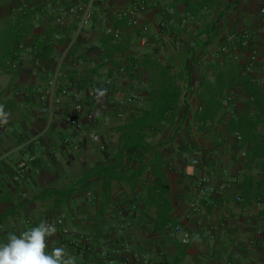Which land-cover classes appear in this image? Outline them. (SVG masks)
Masks as SVG:
<instances>
[{
    "label": "crops",
    "instance_id": "0c3cea01",
    "mask_svg": "<svg viewBox=\"0 0 264 264\" xmlns=\"http://www.w3.org/2000/svg\"><path fill=\"white\" fill-rule=\"evenodd\" d=\"M136 1L0 0V245L50 221L51 252L61 219L90 241L65 248L76 264H264V0H145V45L119 18ZM80 6L92 22L60 64L79 19L50 10ZM232 32L251 36L250 71L222 52ZM93 108L95 141L69 123Z\"/></svg>",
    "mask_w": 264,
    "mask_h": 264
},
{
    "label": "built area",
    "instance_id": "2783aa9c",
    "mask_svg": "<svg viewBox=\"0 0 264 264\" xmlns=\"http://www.w3.org/2000/svg\"><path fill=\"white\" fill-rule=\"evenodd\" d=\"M145 9H146V1L137 0L134 7H132L131 9L123 10L119 15V18L124 21L126 26L138 29L140 40L143 45L147 44L148 37L151 34L150 26L148 24L141 23V20L139 17V15ZM56 12L59 13V15L56 17V23L58 25L64 24V20L67 15L77 16L79 19L78 25L72 34L70 42L68 43V45L65 47V49L62 52V55L59 60L61 64L64 62L65 59L69 57V54L73 46L78 42L79 36L83 28L88 26L92 22L93 13L90 8H87L85 6L61 7V8H58V10H54V9L50 10V13H56ZM261 14L264 15V8L261 9ZM109 33H111L114 36L115 40L119 38L118 31L109 30ZM251 42H252L251 36L247 32H232L227 36V45L222 48V52H227L230 50H243L244 52H246L247 63L245 64V71H250L252 70L254 64L258 61V53L252 47ZM35 63L39 65L38 62H35ZM81 63H82L81 61L76 60L71 63V66L74 69H78ZM261 69L264 75V64L261 66ZM119 73L126 74V70L121 67L119 69ZM59 77L66 78V76L63 75V72L61 71L60 66L56 72V75L49 79L48 86L50 90L53 91L56 88ZM69 83L72 84V82H69ZM66 94H67V89L62 91L63 96H65ZM95 95H96L95 90L90 93V96L92 98H94ZM230 100L231 98H227V101H230ZM133 101H134V96H128V97L121 96L117 99L118 104L121 106H126L128 104H131ZM75 111L77 114H81L83 112V104L81 103V101H79L76 104ZM69 123L73 127H76L77 129H80L82 126H86L89 130V139L91 141L96 140L97 138V132L95 130L96 112L94 108L90 111V113L87 114L85 125H82L81 123H79L78 119H75V118H72L69 121ZM65 144L66 145L69 144L68 139L65 140ZM102 149H105V146H102ZM209 189L211 192L214 191L213 188H209ZM192 208L194 211L200 212V209L196 205L193 204ZM47 223L51 224L50 221H47ZM57 225L63 227L62 232L64 233V235H68L71 237V239L68 242L62 244L61 246L65 248L67 246H72V247L77 248L80 252H83V253L89 252L91 250V247H90L91 245H90V241H88V238H86L85 236L77 237V236H74L73 234H70L68 229L64 226L63 220L61 219L57 221ZM171 232L174 237H178L180 239L182 244L187 245L190 242V233L186 229H184L182 226H179V225L174 226L173 228H171ZM104 256L108 258L106 254H104ZM111 263H114V262L111 261Z\"/></svg>",
    "mask_w": 264,
    "mask_h": 264
},
{
    "label": "clouds",
    "instance_id": "9594fccd",
    "mask_svg": "<svg viewBox=\"0 0 264 264\" xmlns=\"http://www.w3.org/2000/svg\"><path fill=\"white\" fill-rule=\"evenodd\" d=\"M7 120L8 114L0 105V124ZM56 232L55 224L42 221L19 235L10 233L6 243L0 245V264H76L77 257L63 246L47 250V238Z\"/></svg>",
    "mask_w": 264,
    "mask_h": 264
},
{
    "label": "trees",
    "instance_id": "16d2710c",
    "mask_svg": "<svg viewBox=\"0 0 264 264\" xmlns=\"http://www.w3.org/2000/svg\"><path fill=\"white\" fill-rule=\"evenodd\" d=\"M112 39L114 38L113 35H111ZM140 127V121L139 120H134L133 123L131 124V128H136Z\"/></svg>",
    "mask_w": 264,
    "mask_h": 264
},
{
    "label": "rangeland",
    "instance_id": "374dc122",
    "mask_svg": "<svg viewBox=\"0 0 264 264\" xmlns=\"http://www.w3.org/2000/svg\"><path fill=\"white\" fill-rule=\"evenodd\" d=\"M98 137V136H97ZM97 139V138H96Z\"/></svg>",
    "mask_w": 264,
    "mask_h": 264
}]
</instances>
